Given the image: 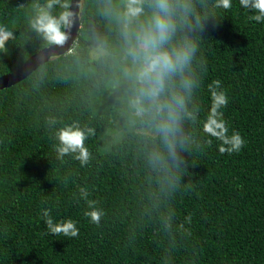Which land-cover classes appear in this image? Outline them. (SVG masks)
<instances>
[{
  "label": "trees",
  "instance_id": "1",
  "mask_svg": "<svg viewBox=\"0 0 264 264\" xmlns=\"http://www.w3.org/2000/svg\"><path fill=\"white\" fill-rule=\"evenodd\" d=\"M44 2L0 0V23L12 29L0 78L55 44L28 26ZM209 2L194 0L198 11ZM108 4L85 0L72 52L0 90V264H264V23L234 0L188 31L200 44L188 104L197 119L183 123L188 140L170 151L127 115V86L110 88L112 61L90 57L98 37L118 39ZM217 79L229 131L245 141L239 152L221 153L201 132L207 85ZM72 124L92 129L83 165L55 152L58 130ZM103 139L112 142L105 150ZM43 208L78 221L77 236L47 234ZM91 208L102 212L99 223L85 216Z\"/></svg>",
  "mask_w": 264,
  "mask_h": 264
},
{
  "label": "clouds",
  "instance_id": "2",
  "mask_svg": "<svg viewBox=\"0 0 264 264\" xmlns=\"http://www.w3.org/2000/svg\"><path fill=\"white\" fill-rule=\"evenodd\" d=\"M56 5L62 10L53 14ZM233 6L234 0H210L198 11L194 0H109L103 13L115 25L118 39L98 37L99 43L91 55L112 61L118 69L114 86H127V115L158 133L170 151L177 141L183 144L188 140L183 123L197 119L188 104L199 83L192 62L200 44L199 37L188 35V31H198L204 19H218L220 11ZM238 6L249 20L264 23V0H238ZM72 15L69 0H45L35 5L33 14L27 17L28 26L41 33L49 44H62L66 39L64 28L71 23ZM11 33L8 25L0 23V47ZM220 85L218 79L207 85L210 101L206 113L199 117L201 132L208 145L213 139L220 142L217 146L221 153L239 152L245 141L239 132L229 131L222 110L229 97ZM91 131L76 124L59 129L58 143L54 145L57 157L63 159L71 153L82 165L87 163L89 151L84 141ZM81 195L86 193L82 191ZM41 213L47 234L77 236L78 221L71 217L54 218L50 208L41 209ZM101 215L96 208L85 212L92 223H99Z\"/></svg>",
  "mask_w": 264,
  "mask_h": 264
},
{
  "label": "water",
  "instance_id": "3",
  "mask_svg": "<svg viewBox=\"0 0 264 264\" xmlns=\"http://www.w3.org/2000/svg\"><path fill=\"white\" fill-rule=\"evenodd\" d=\"M85 0H72L71 23L65 27L66 39L62 44H54L29 58L25 64L12 74L0 78V90L10 87L27 78L32 72L52 59L72 52L82 28L81 18Z\"/></svg>",
  "mask_w": 264,
  "mask_h": 264
},
{
  "label": "rangeland",
  "instance_id": "4",
  "mask_svg": "<svg viewBox=\"0 0 264 264\" xmlns=\"http://www.w3.org/2000/svg\"><path fill=\"white\" fill-rule=\"evenodd\" d=\"M97 45L98 44H95V45H93L92 46V50L93 49H95L96 47H97ZM92 52V51H91ZM90 57H91V59H94L93 57H92V55H90ZM110 88L113 90V88H114V82H111V84H110ZM142 132H144V133H148V134H151V135H155V134H157L155 131H151V130H148L147 128L146 129H143V130H141ZM111 143L112 142H108V141H106L105 139H103V149L105 150V149H107L110 145H111Z\"/></svg>",
  "mask_w": 264,
  "mask_h": 264
}]
</instances>
